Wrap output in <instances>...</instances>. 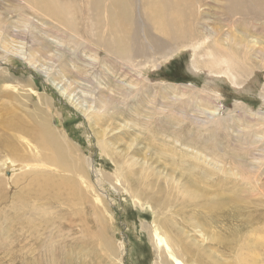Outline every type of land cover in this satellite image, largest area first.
Instances as JSON below:
<instances>
[{
  "label": "rangeland",
  "instance_id": "374dc122",
  "mask_svg": "<svg viewBox=\"0 0 264 264\" xmlns=\"http://www.w3.org/2000/svg\"><path fill=\"white\" fill-rule=\"evenodd\" d=\"M1 1L0 24L9 30L6 33L0 29V71L6 72L8 80L0 84V90L8 84L22 93L34 91L35 101L44 96L55 114L53 125L63 131L78 158L90 160L89 180L95 184L94 191L84 193L83 201L71 193L65 182L62 188H49L38 195L39 188L27 184L28 176L17 175L25 168L14 163V169H8L0 178V264H106L102 240L97 237L84 242L88 236L84 230L89 231L95 220L90 212L92 206L100 218L98 230L114 239L117 248L123 242L122 264H162L160 252L151 246L156 223L167 226L166 233L174 236L175 251L193 248L211 255L215 250L205 247L212 245L213 233H220L224 225L231 231L242 228L241 243L254 229L264 231V68L254 67L249 60L250 71L239 76L238 82L237 78L232 81L224 77L217 65H210L208 46L213 44L212 37L206 34L211 41L199 37L211 27L219 29L224 37L225 28L215 27L211 15L215 7L221 6L217 0H186L188 4L196 2L190 4L196 14L192 25L199 34L194 42L166 40L157 47L152 41L156 33L147 25L139 26L133 44L141 49L134 51L129 60L141 65L139 74L132 71L126 77L117 74L93 50L68 43L66 37L57 35L31 13L20 14L15 2ZM135 3L139 17L141 0ZM237 31L239 44L264 45L259 39L255 45V39L246 36L247 39ZM84 32L80 21L79 33L82 36ZM27 34L37 38H25ZM40 37L48 52L36 43ZM38 51L43 57L34 53ZM253 56L252 53L249 58L261 64ZM84 67H89L96 79L100 71L112 75L113 85L118 84L117 90L123 92L115 89L112 97L98 92L96 96L102 103L94 106V95L80 89L90 86L75 75L81 73L84 78ZM89 77L93 85H98L99 80ZM8 91L15 94L14 89ZM1 135L0 132V142ZM100 142L109 144L110 152H102ZM71 154L76 157L74 152ZM18 156L28 159L29 153L0 148V164L5 157ZM49 173L56 181L72 178L69 172ZM186 188L206 189L209 195L188 200ZM218 191L240 197L243 208L228 204L219 210L206 205V199L215 200ZM10 208L15 210L14 221L9 217L13 214ZM28 208L34 211L30 214L26 212ZM235 211L244 219L239 228L227 222ZM223 213L228 214V219L222 217ZM217 249L220 260L233 263L232 250L222 256L221 249ZM261 258L264 260V250L260 251ZM186 259V264L193 263Z\"/></svg>",
  "mask_w": 264,
  "mask_h": 264
},
{
  "label": "bare ground",
  "instance_id": "6f19581e",
  "mask_svg": "<svg viewBox=\"0 0 264 264\" xmlns=\"http://www.w3.org/2000/svg\"><path fill=\"white\" fill-rule=\"evenodd\" d=\"M3 1L15 2L20 14H22L23 11L31 13L33 17L38 18V20H40L43 24L50 25L49 27L54 29L57 32V35L58 33H61L68 39V43L72 44L73 46L84 48L87 51L93 50L96 55L101 56V58L103 57V61L105 63L108 62L109 65L113 66L117 74L119 72L120 75L122 74L125 77L132 71L139 74L141 65L131 64L129 62V60L134 56V51L141 49L137 43L133 44L137 38L136 34L137 28L139 26L147 25L149 29H152L156 33V36L152 39V41L155 45H157V47L161 46V41H174L172 43H181L186 41L191 42L199 36V34L195 33L196 25H192L196 15L193 13V9L190 5L191 3H196L193 1L188 4L186 0H141L140 6L142 7V11L139 17L137 15L138 7L136 6L135 0H59L60 2L57 0H2L1 2ZM217 2L221 6L215 7L214 9L216 12H212L211 15L213 16V25L215 27L217 26L221 29L225 28V32L223 34L224 37H222V35L219 33V29H214V27L203 30L202 32L204 34L199 37L201 40L204 38H207L206 40L210 39L209 35L212 37L213 44L208 46V53L210 55L209 58L212 61L210 65H217L219 67L218 70H221L224 74L223 76H229L228 78L232 81L235 80V78L238 79L239 76L241 77L247 75V71L250 67V65H248L249 60L251 61L250 63L254 65V67L261 69L264 68V45L261 47H254L253 45L248 47L244 46L243 43L239 44L238 38H240V35L237 34V30H239L244 37L248 36L249 38H253V40L255 39V45L257 42H259L257 41L258 39L264 42V0H217ZM2 15L3 14L0 12V18ZM46 17L49 19L45 20ZM49 20L54 21L55 24H52ZM80 21L82 25L84 23L85 36H81L79 33ZM4 27L5 28H3V26L0 24V29H3L4 32L7 33L9 27L7 25ZM34 29H36V27H34ZM45 32L50 33L48 30ZM46 33L45 36L49 38L50 36L46 35ZM31 35L32 34H27L25 35V38L30 36L31 39L34 40L36 35H32L33 37ZM55 37L57 36L55 35ZM35 41L41 46L43 50H47L46 42L41 37ZM245 41L246 40H244V42ZM249 44L251 45V43ZM99 47H102V50L100 51L101 53H99ZM193 47L194 46H192V49L196 50ZM5 51L8 50L6 49ZM94 52L92 53L94 54ZM11 53H13V51H11ZM34 53L42 55L43 57V54L40 51ZM34 53H31L30 55L32 56ZM252 53L257 59H260L259 61L261 64L258 62L259 65H257L258 63H255L257 60L252 61V59L249 58L250 54ZM104 55L106 56V59H104ZM32 61H36L34 57L32 58ZM28 62L29 64L33 65V62ZM116 67L118 69H116ZM89 70V67L82 70L84 73L87 72L84 78L82 77L81 73L74 74L76 77L82 81H85V83L90 86L89 89L84 88L83 86V88L80 87V89L85 91L86 94L89 92L91 95H94V102L92 101V104L94 103V106H97V103L100 105L101 102L98 101L96 96L98 95V92L101 95L105 93V95H109V97L115 96V89L117 90L116 86L118 84L113 85V82L115 81H113L112 75L104 73V71H100L99 78L96 79ZM5 73L6 72L4 70L0 71V84L8 81ZM89 76L94 78L95 81L99 80L98 85H93ZM138 77L140 76L138 75ZM100 78L103 79L102 82L104 83L100 82ZM235 82L237 83V81ZM238 82H240V80ZM24 84L26 87L31 86L28 83ZM2 86L4 87L1 88L3 91L0 90V93L3 92L0 94V132L2 134L0 148L4 149L8 147V149H12L14 152H27L29 153V156L27 157L28 159H25L23 156L14 158L5 157L2 159V163L0 164V178L3 177V174L8 169H14V163L19 162L21 168L25 169L19 171L20 173L17 172L18 174H14L28 176L29 180L27 184H29L31 187L33 184H35L39 188L36 189L38 195L47 193L49 188H62L63 183L65 182L72 194H75L82 201L85 200L86 198L84 193L94 191L95 184L89 180L88 171L90 167V160L78 158V155L76 154L77 150L75 147H71L72 145L67 141L63 131L53 125V122L56 119H54L55 114H52L53 111L51 110V105L49 104L48 100L44 96H38V101L37 99L35 101L33 98L37 96L31 89L29 93H22L21 90L19 92L18 89H15L8 84H4ZM8 89H14L15 94H13V92H9ZM118 89L123 92V90L120 88ZM126 92L128 94L130 90H126ZM9 93H12L13 95ZM135 93H137V90ZM263 120L264 119H262V121ZM14 139H17L16 143L13 142ZM100 144L101 146L99 147L102 152H110L109 144L106 142H100ZM73 152L76 154V157H73L71 154ZM173 153L174 152H172V154ZM15 155L18 154L16 153ZM85 168L87 169V174ZM59 171L64 173H72V178H66L65 180L62 179L63 181H56L55 177L49 172L55 173ZM118 172L120 173L121 170ZM203 174H205V172H203ZM55 175L57 174L55 173ZM206 177H208L207 174ZM184 189L185 188H183V190ZM192 189V191H190L188 188H186L188 200H196L197 198H201L203 196L208 197L209 195V192H206V189L205 191H200L195 188ZM220 190L223 191L222 189ZM215 193V200L207 198L205 201V204H209L211 208H218L220 210L225 208L228 204H230L229 206L232 207L233 205L234 207L239 206V210L243 208L241 206L242 201L240 200V197L236 195L228 196L225 193H221L220 191ZM95 200L100 201L98 197H96ZM19 205L24 207L27 206V203H21ZM10 209L12 210V208ZM90 210L96 221H91V228H89V231L84 230V233L88 235L87 240L84 242L89 243V241H92L94 238H100L105 248V255H107L105 258L107 259L106 264H122L121 257L124 245L123 242L121 244L119 243L120 241L117 242L120 246L118 248L115 247L113 242L114 239L112 240V238L106 232L101 231L100 229L98 230L97 224L100 222V218H97V209L95 210L94 206H92ZM12 211L13 214L9 215L11 221L15 218V210L13 209ZM33 211L34 209L28 208L26 212L31 214ZM240 214L241 213L235 211V213L230 215V220L227 222L232 221L233 224H237L236 227L239 228V226L242 224V221L244 220L240 219ZM226 215L223 213L222 217L228 219V216ZM4 220L6 219L4 218ZM97 220L99 221L97 222ZM12 223L13 222H11V224ZM224 226L222 227V231L217 235L213 233V238L210 239L212 245L206 246L205 248L207 250H210L211 248L217 252V248H219L221 249L222 256L224 255L223 253L229 254V252L232 250L233 263L229 264H264V260H262L263 258L259 259L260 251L264 250L263 230L260 231L258 228V230L254 229V231L251 233V236L246 237L245 241H242L241 243L243 236H240V230L242 228H239V230L236 231H231L228 228H224ZM166 227L156 223L150 238L152 239L151 246H153V248L159 251L161 254L160 256L162 264H186V258L191 259L188 261H191L194 264H228L226 261L220 260L215 251L212 252V255L193 250V248H191V250L187 248L186 250L178 252L175 251L174 246H176V243H174V236H170V234L166 233L168 230ZM208 247L210 248L208 249Z\"/></svg>",
  "mask_w": 264,
  "mask_h": 264
}]
</instances>
